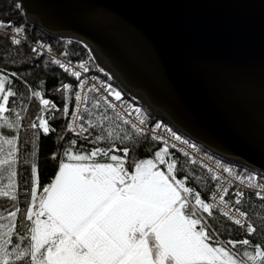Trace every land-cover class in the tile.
Instances as JSON below:
<instances>
[{
  "label": "snow or ice",
  "instance_id": "1",
  "mask_svg": "<svg viewBox=\"0 0 264 264\" xmlns=\"http://www.w3.org/2000/svg\"><path fill=\"white\" fill-rule=\"evenodd\" d=\"M0 29L11 31L12 44L21 43L16 37L23 33V28L11 21H0ZM51 62L75 77L78 89H85L87 81L81 78V71L70 66L71 61ZM77 67L85 73L89 71L86 62ZM10 76L15 78L18 74L0 73V180L6 173V183H0V198L13 202L11 208L0 209V264H264V242L251 239L258 232L264 239V227L258 229L239 207L246 193L236 190L234 199L226 198L231 181L229 186H223L224 177L207 165L203 166L210 174L209 179L217 182L214 190L190 186V180L199 184L203 178L192 175L190 170L185 172V166L170 152V148L178 149L177 143L171 141L192 149L194 145L170 128H165L169 138L156 135L164 127L156 123L151 138L162 142V146L154 151L153 158L130 159L129 147L116 148L114 141L124 143L133 139L121 124L130 125L136 136H145L147 118L140 108L131 109L130 105L123 106V110L118 108L109 97L121 102V92L103 82L100 87L93 84L87 91H75V109L67 125L69 132H76L93 147L84 150L81 146L77 150V141H69L62 154H53L56 164L47 183L42 182L38 165L32 163L29 198L23 220L18 221L21 208L15 204L17 137L7 130L19 129L21 116L16 113L15 119H10L15 112L10 107V98L17 96ZM61 87L65 93L73 90L67 83ZM30 91L41 106L39 123H32L31 127L47 135L53 129L44 112L56 105L43 98L40 91ZM90 92L99 95L90 101ZM88 102L91 108L81 110V105ZM132 111L136 114L135 121L125 115L130 116ZM63 113L69 114L67 103ZM97 128L98 134L90 139L92 130ZM102 141L112 143V147H101ZM117 151L123 155L113 154ZM178 151L185 157L190 155L184 149ZM187 163L198 161L191 159ZM215 167L240 185L255 190L254 195L264 202V176L242 175L219 160L215 161ZM178 173H184L183 178H178ZM209 191L206 201L203 196ZM216 211L244 229V238L221 239V228L210 222ZM223 231L231 237L232 230Z\"/></svg>",
  "mask_w": 264,
  "mask_h": 264
},
{
  "label": "water",
  "instance_id": "2",
  "mask_svg": "<svg viewBox=\"0 0 264 264\" xmlns=\"http://www.w3.org/2000/svg\"><path fill=\"white\" fill-rule=\"evenodd\" d=\"M15 2L150 116L264 176V0Z\"/></svg>",
  "mask_w": 264,
  "mask_h": 264
},
{
  "label": "trees",
  "instance_id": "3",
  "mask_svg": "<svg viewBox=\"0 0 264 264\" xmlns=\"http://www.w3.org/2000/svg\"><path fill=\"white\" fill-rule=\"evenodd\" d=\"M0 21H11L14 26L23 28V32L29 40L44 44L54 52L66 51L68 53V58L73 61L80 62L88 58L87 50L78 42L55 38L52 35L41 30L37 26L26 22L22 16L20 9H18L15 0H0ZM51 61L52 60L48 56L31 51L29 45L12 44L9 36L0 34V73L18 74V76L15 78L10 76V78L13 79V88L17 92L16 97L10 98V107L15 109V112L10 115V119L14 120L16 113H19V115L21 116V121L27 120L31 123L38 122L37 117L41 113V106L38 99L31 97L30 89L40 91L43 95V98L54 102L56 107L58 108L67 103L69 113L72 111L73 103L75 102V91L77 88L76 85L78 82L75 77H72L70 74L66 73L63 69H61L58 65L53 64ZM89 72L100 76L102 79L106 80L107 82L121 90L114 81L110 80L106 74L101 73L95 67L92 60L89 61ZM24 81H26L27 83L25 84ZM64 83L70 84L73 90L69 93L64 92L63 97H58L50 93L52 89L60 88ZM88 95L90 101L93 97H95V95L91 92L88 93ZM125 97L128 98L126 95ZM13 100L15 101V103H12ZM86 107L91 108V103H85L83 105V109ZM82 114L85 115V119L87 120L88 117L86 113H83L82 111ZM110 114L114 115V113H112L111 111ZM144 114L149 119H151V121H158L162 124L168 125L166 122L150 116L146 112V110H144ZM49 115L47 116V119L53 131L45 135L38 128L32 129V151L34 155V163L38 165L43 183L48 182L47 178L54 170L56 162L52 160L53 154H62L64 148L68 146L69 141H77V144L75 146L77 150L81 149V146H83L84 150H89L93 147L92 144L86 142L83 138L72 135L67 130V117L69 114L67 116H60L57 112H54L51 116ZM85 127H87V124H85ZM121 127L125 128L130 134H132L133 139L124 143H121L119 140H117L114 141V143L116 148L119 149H122L126 146L129 147L130 159L153 158L154 151L158 150V148L162 146L161 142L153 140L148 135L136 136L128 125L121 124ZM168 127L174 130V128H172L170 125H168ZM7 131L12 132L14 135L16 133V129ZM98 132V128L93 129V135L90 137V139H93L95 134H98ZM176 133L179 134L178 132ZM100 146L111 148L112 143L102 141L100 143ZM204 151L214 160H219L221 164L233 168L234 172H238L242 175L251 173L258 175V177L262 176L261 174L256 173L249 168L233 164L230 161L210 154L206 150ZM170 152L173 154L174 158L180 161L181 165L185 166V172H188L190 170L192 175H199L203 178L199 184L190 180V186L197 187L198 190L205 188L211 189L213 181L209 179L208 174L203 169H201L196 164L187 163L189 160L174 149L170 148ZM113 154L121 156L123 155L122 151H117ZM161 168L163 169V166H161ZM23 172V177L25 178L26 173L25 171ZM183 175L184 173H178V178H183ZM18 179L20 180L21 178ZM209 192L204 193L203 198H205L206 201ZM12 204L13 202L8 201L6 198H0V209L11 208ZM15 204L18 205V201H16ZM239 207L241 208V210L245 211L248 214V219L252 223H254L258 227V229L264 227V202L260 201L253 192L246 193V195L242 198V203L241 205H239ZM223 221L224 225H227V223L228 226L230 225L229 228L230 230H232V232L230 237L228 232L223 231L221 239L226 240L228 238H244V231L234 226L231 222L225 220L218 213L214 212V218H210V222L216 227H219L220 225L222 226ZM251 239L254 242H264V239H262L259 232L257 234H254Z\"/></svg>",
  "mask_w": 264,
  "mask_h": 264
},
{
  "label": "built area",
  "instance_id": "4",
  "mask_svg": "<svg viewBox=\"0 0 264 264\" xmlns=\"http://www.w3.org/2000/svg\"><path fill=\"white\" fill-rule=\"evenodd\" d=\"M0 34H4V35H6V36H11L12 35V33H11V31L10 30H8V29H0ZM17 39H19L20 41H21V43L20 44H27V45H29V47L31 48V51H32V49L33 48H37V53H39V54H44V55H46V56H48L51 60H53V59H58V60H60V62L61 63H64V64H68L69 63V61H71V67L72 68H74L75 70H77V71H81V78L82 79H85L86 81H87V83H86V86H85V89H83V90H81V89H78V88H76V91H82V92H84V91H87V88L88 87H91V85H93V84H95L97 87H100V84H101V82H103L104 84H110L109 82H107L106 80H104V79H102L100 76H98V75H95V74H92V73H90L89 71L87 72V73H85V72H83V70L82 69H79L78 67H77V65L79 64V63H81V62H86L87 63V66H88V68H89V61L91 60V58H90V56L88 55V58H86V60H82V61H80V62H77V61H73V60H71V59H69L68 58V53L66 52V51H60V52H54V51H52V50H49V48L46 46V45H44V44H41V43H39V42H34V41H31V40H29L26 36H25V33L23 32L21 35H19V36H17L16 37ZM19 44V45H20ZM41 45H43L44 47H41ZM63 53H67V56H65V55H63ZM93 77L95 78V79H93ZM111 86H112V88H114L115 90H117V91H120L118 88H116L115 86H113L112 84H110ZM121 92V91H120ZM95 96H98L99 95V93H93ZM121 94H122V101L121 102H117V101H114V98H112V97H109V99L110 100H112V102L113 103H115L116 105H117V107L118 108H120L121 110H123V106H128V105H130L131 106V109H135V108H140L141 109V113L147 118V130H148V136H150V137H152V132H151V129L154 127V125L156 124V123H160V122H155V121H151V119H149L145 114H144V110H143V107H142V105L141 104H139V103H137V102H134V101H132V100H129L128 98H126L125 97V95L123 94V92H121ZM104 95H107V93H104ZM83 105L84 104H82L81 105V110L83 109ZM57 108H55V109H53V110H56ZM75 109V102L73 103V109H72V111ZM131 109H130V111H131ZM71 111V112H72ZM71 112L69 113V115H68V117H67V125H68V123H69V121L72 119V117H71ZM49 114H51V112H44V116H45V118L49 115ZM125 115L127 116V118L128 119H130V120H133V121H135V116H136V114H135V112L134 111H132V114L130 115V116H128L127 115V113H125ZM39 123V121L37 122V124ZM79 122H77V124H78ZM161 125H163L164 127H162L161 129H159V130H157V132L155 133L156 135H160V136H164L165 138H169L168 137V134L165 132V128H169L168 127V125H165V124H162V123H160ZM76 125H74V127H75ZM129 126V128H131L130 127V125H128ZM171 129V128H170ZM172 130V129H171ZM76 131L78 132L79 131V128L77 127L76 128ZM172 131H174V130H172ZM175 132V131H174ZM72 135H75V136H77L76 135V132H70ZM176 133V132H175ZM177 134V133H176ZM85 135H86V133H85ZM179 135V134H178ZM182 137V139H184V140H187L186 138H184L183 136H181ZM81 138H83V137H81ZM191 145H194L195 146V148L194 149H192V148H189L187 145H183V144H179V142H175V141H171L172 143H177V145H178V149H184V151H187V152H189V157H186L188 160H191V159H195V160H197L198 161V163L196 164V165H198L201 169H203L207 174H208V176L210 177V174L208 173V171H207V168L206 167H204L203 165H207V166H209V167H212L213 169H214V171H216L217 172V174H219V175H222L223 177H224V181L223 182H221L222 184H223V186H229L228 185V182L229 181H231V187H230V191H229V195H228V197H226V198H228V199H234V193H235V191L236 190H243L245 193H249V192H255V190H253V189H249V188H246L245 186H243V185H240L237 181H235L234 180V178H231V177H228L227 176V174L226 173H223L222 172V170L221 169H218V168H216L215 167V161L216 160H214L212 157H210L209 155H207L206 153H205V151L204 150H202L201 148H200V146L199 145H197L196 143H193V142H191V141H189V140H187ZM160 142V141H159ZM162 143V142H161ZM178 149H174L175 151H177V152H179L180 154H182L183 155V153L182 152H180V151H178ZM184 156V155H183ZM210 158V159H209ZM224 165V164H223ZM225 166V165H224ZM227 167V166H226ZM215 183H217V182H214L213 181V184H212V187H211V189L212 190H214V185H215ZM210 192H209V194H208V197L210 196ZM208 197H207V201H208ZM216 213H218L219 215H220V213L218 212V211H216ZM220 216H222V215H220ZM223 217V216H222ZM224 218V217H223ZM225 219V218H224ZM226 220V219H225ZM234 225V224H233ZM234 226H236V225H234ZM236 227H238V226H236ZM239 228V227H238ZM239 229H241V228H239ZM242 231H244V229H241Z\"/></svg>",
  "mask_w": 264,
  "mask_h": 264
},
{
  "label": "rangeland",
  "instance_id": "5",
  "mask_svg": "<svg viewBox=\"0 0 264 264\" xmlns=\"http://www.w3.org/2000/svg\"><path fill=\"white\" fill-rule=\"evenodd\" d=\"M50 93L55 95V96H58V97L59 96L63 97L64 90L62 89V87L54 88L50 91ZM52 103H54V102H52ZM64 107H65V105H62L60 108L56 107L57 108L56 110L49 109L48 111L51 112V115L54 112H57L60 116H64V113H63ZM51 115H49V116H51ZM31 124L32 123L27 121V120L21 121L20 122V128L16 129V133H15V135L17 137V149H18V151H17V164H16V168H17V172H18V176H17L18 200L17 201H18V206L21 208V211L18 214V221L23 220L24 210L26 209L27 201H28L29 193H30V183H28V179H29V175H30L31 164L34 163V155H33V151H32V144H33L32 129L33 128L31 127ZM36 124H37V122H36ZM23 171H25V173H26L25 178L23 177V173H24ZM18 178H21V179L19 180ZM0 183H6V173L4 175L3 180H0ZM229 226H228V223H227V225H224V221H223V225L220 227L222 230V233H223L224 228L230 229ZM224 232H227V231H224Z\"/></svg>",
  "mask_w": 264,
  "mask_h": 264
},
{
  "label": "crops",
  "instance_id": "6",
  "mask_svg": "<svg viewBox=\"0 0 264 264\" xmlns=\"http://www.w3.org/2000/svg\"><path fill=\"white\" fill-rule=\"evenodd\" d=\"M40 130V129H39ZM42 133H43V131L42 130H40Z\"/></svg>",
  "mask_w": 264,
  "mask_h": 264
},
{
  "label": "flooded vegetation",
  "instance_id": "7",
  "mask_svg": "<svg viewBox=\"0 0 264 264\" xmlns=\"http://www.w3.org/2000/svg\"><path fill=\"white\" fill-rule=\"evenodd\" d=\"M22 230V229H21Z\"/></svg>",
  "mask_w": 264,
  "mask_h": 264
}]
</instances>
